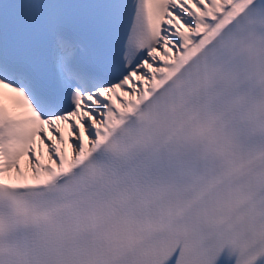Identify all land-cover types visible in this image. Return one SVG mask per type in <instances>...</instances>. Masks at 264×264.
Wrapping results in <instances>:
<instances>
[{"label":"snow or ice","instance_id":"1","mask_svg":"<svg viewBox=\"0 0 264 264\" xmlns=\"http://www.w3.org/2000/svg\"><path fill=\"white\" fill-rule=\"evenodd\" d=\"M0 264H264V0H0Z\"/></svg>","mask_w":264,"mask_h":264}]
</instances>
